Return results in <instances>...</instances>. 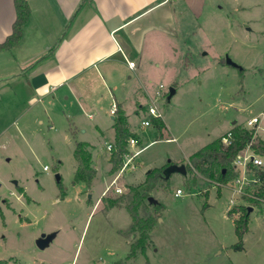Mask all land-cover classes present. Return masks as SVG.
<instances>
[{
  "label": "rangeland",
  "instance_id": "rangeland-1",
  "mask_svg": "<svg viewBox=\"0 0 264 264\" xmlns=\"http://www.w3.org/2000/svg\"><path fill=\"white\" fill-rule=\"evenodd\" d=\"M208 3L198 20L175 13L174 34L160 35L159 49L144 42V62L139 76L133 75L139 95L127 109L142 139L136 148H144L131 170L109 171V119L100 124L102 133L95 126L99 118L81 113L82 124L68 118L65 100L48 110L45 99L28 101L31 91L20 90L14 102L9 89H0V264H113L121 259L124 264H264V203L237 196L231 204L235 169L224 185L188 171L160 182L151 195L165 207L146 253L131 259L126 256L135 240L132 216L106 200L124 195V202L130 201L132 187L141 185L150 169L170 162L187 165L194 152L264 112V0ZM226 54L244 71L227 64ZM171 87L176 93L168 99ZM153 101L166 125L162 131L151 115V126H140ZM258 136L264 140V132ZM74 138L92 147L97 174L90 185L74 182ZM194 175L197 183L191 184ZM177 188L183 190L179 196ZM238 206L253 207L242 250L233 247L240 213L228 212ZM140 211L155 212L148 201ZM50 233L54 237L40 248L37 239Z\"/></svg>",
  "mask_w": 264,
  "mask_h": 264
},
{
  "label": "crops",
  "instance_id": "crops-1",
  "mask_svg": "<svg viewBox=\"0 0 264 264\" xmlns=\"http://www.w3.org/2000/svg\"><path fill=\"white\" fill-rule=\"evenodd\" d=\"M27 2L30 14L22 38L12 48L0 50V89H9L6 94L12 95L14 102L20 90L31 91L28 101L45 99L48 110L65 100L68 118L80 124L83 113L92 119L99 118L95 126L102 133L105 127L100 124L109 119L112 140L106 143L107 149L115 140L116 115L110 114L113 99L126 116L130 130L138 133L132 129L127 109L139 95L133 75L140 74L144 42L157 44L159 49V36L174 34L175 13L181 11L198 20L210 6L208 0ZM15 19L14 0H0V42L12 32ZM56 42V49L49 53ZM129 63L135 66L130 68ZM137 105L144 104L137 101ZM138 106L134 108L137 114ZM147 115L142 120L150 117ZM142 120L140 126L144 128ZM89 148L92 152L91 145Z\"/></svg>",
  "mask_w": 264,
  "mask_h": 264
},
{
  "label": "trees",
  "instance_id": "trees-1",
  "mask_svg": "<svg viewBox=\"0 0 264 264\" xmlns=\"http://www.w3.org/2000/svg\"><path fill=\"white\" fill-rule=\"evenodd\" d=\"M14 3L16 8V19L12 26V32L4 41L0 42V50L10 49L20 41L23 35V27L29 18L30 7L27 0H14ZM62 37L59 38L58 41H61ZM58 44L59 42H56L48 52L50 53L55 50ZM151 118V122L153 121L160 131L165 128L166 125L164 121L161 120L160 116H151ZM113 127L115 130V141L111 149L112 153L109 157V162L111 164L110 172L115 171L116 168L120 169L122 167V155L128 150V140L130 137L134 136L137 138L138 144L142 143L139 134L130 130L127 118L122 111H119V108ZM231 130L232 142L229 145L224 144L221 137L212 140L190 156L189 162L186 165L187 171L191 173H200L209 182L227 183L230 178L233 177L230 173L234 170V159L248 143L251 142L255 150L264 155L263 139L260 137L253 138V133L244 126L234 125ZM75 142L74 156L77 161V168L74 175V182L85 181L90 185L97 174V169L93 165L92 152L89 148L90 144L80 140H76ZM170 163H168L167 166ZM165 168L166 165L150 169L145 181L141 185L132 187L130 201L124 202V195L120 198L106 199L109 203V207H125L132 216L130 230L134 233L135 240L130 244L126 259L135 258L138 254H145L147 251L151 232L154 229L157 217L160 215L159 211L161 208L165 207V205L159 201L157 203H150L148 197L160 182L168 179L164 173ZM260 174L263 175V172H260ZM192 178L191 184H196L198 176L194 175ZM20 188L23 190V187ZM217 188L218 195H220L221 187L218 186ZM254 193L258 197L264 198V184L256 188ZM62 194L65 195L64 190H62ZM247 199L259 203V201L254 198L247 197ZM145 201H148V204L154 207V213H141L140 209ZM228 212L230 214L233 212L240 213L238 218L235 219L236 233L239 240L233 247L237 250H242L244 248V234L248 230L249 207L238 206L231 208ZM113 264H124V260L115 261Z\"/></svg>",
  "mask_w": 264,
  "mask_h": 264
},
{
  "label": "built area",
  "instance_id": "built-area-1",
  "mask_svg": "<svg viewBox=\"0 0 264 264\" xmlns=\"http://www.w3.org/2000/svg\"><path fill=\"white\" fill-rule=\"evenodd\" d=\"M129 67L133 68L134 63H129ZM161 87H163V84H161ZM159 94L160 93H157L158 97ZM148 111L152 116H161L155 102L149 105ZM117 112L118 103L113 99L110 106V114L116 115ZM141 125L149 126L151 125V122L149 119H144L142 120ZM244 127L253 133V138L259 137L258 134L264 132V112L248 118ZM221 138L224 144L229 145L232 142V130L227 131L221 136ZM137 145V138L134 136L130 137L128 140V150L122 155L123 165L120 169L121 172L127 169L131 170L135 167V164L133 163L134 159L143 149V147L136 148ZM107 147L111 150L113 148V143H109ZM233 166L238 173L233 177L234 189L230 198L231 204L236 205L238 200L237 196L254 198L259 202L264 203V198L258 197L254 193L256 188L261 187L264 184V155L258 153L250 142L238 153L233 161ZM44 169L47 170L48 166L45 165ZM260 172H263V175L260 174ZM114 182H116V180H114L113 183ZM220 185H224V183H220ZM116 191L121 192V187H116ZM182 193L183 190L177 188L175 196H179Z\"/></svg>",
  "mask_w": 264,
  "mask_h": 264
},
{
  "label": "water",
  "instance_id": "water-1",
  "mask_svg": "<svg viewBox=\"0 0 264 264\" xmlns=\"http://www.w3.org/2000/svg\"><path fill=\"white\" fill-rule=\"evenodd\" d=\"M225 59H226V63L229 64V65H232V66H235L237 67L239 70H243L244 67L242 65H240L239 63H237L235 60H233L229 54H226L225 56ZM176 93V88L174 87H171L170 90H169V94H168V99H170L174 94ZM237 123V120H234L232 121V124H236ZM174 172H180L182 174H187V167L185 164H178V163H170L168 166H166V168L164 169V173H165V176L167 178H169L171 176L172 173ZM56 177L58 180L61 179V175L59 173L56 174ZM16 182V181H15ZM148 201L150 203H157L158 200L150 195L148 197ZM253 210V207L250 206L249 207V211H252ZM54 233H50V234H42L38 239H37V245L40 247V248H45L49 243L50 241L52 240V238L54 237Z\"/></svg>",
  "mask_w": 264,
  "mask_h": 264
}]
</instances>
